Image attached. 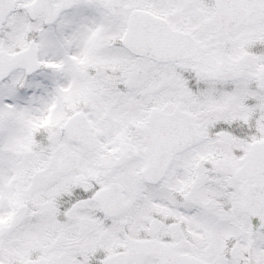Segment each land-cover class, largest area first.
Segmentation results:
<instances>
[{
    "label": "snow or ice",
    "instance_id": "snow-or-ice-1",
    "mask_svg": "<svg viewBox=\"0 0 264 264\" xmlns=\"http://www.w3.org/2000/svg\"><path fill=\"white\" fill-rule=\"evenodd\" d=\"M0 264H264V0H0Z\"/></svg>",
    "mask_w": 264,
    "mask_h": 264
}]
</instances>
